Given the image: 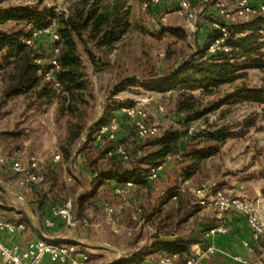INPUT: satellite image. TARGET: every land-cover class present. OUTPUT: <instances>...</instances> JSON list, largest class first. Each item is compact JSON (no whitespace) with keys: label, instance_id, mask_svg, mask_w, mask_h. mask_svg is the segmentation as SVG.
Returning <instances> with one entry per match:
<instances>
[{"label":"trees","instance_id":"obj_1","mask_svg":"<svg viewBox=\"0 0 264 264\" xmlns=\"http://www.w3.org/2000/svg\"><path fill=\"white\" fill-rule=\"evenodd\" d=\"M103 1L78 0L73 3L68 13L56 12L52 8L39 10L28 7L0 13V25L15 20L25 22L31 27L28 31L18 32L0 30V76L4 99L23 95L26 99L33 100L30 106L38 102L36 107L57 102L58 117L65 118L66 123L65 135L59 141L61 159L57 163L48 162L43 168L45 181L41 183L50 182V187L49 190L39 188L35 192L38 202L36 208L45 214L50 207L51 213V207L57 202L56 196L66 197L69 189H75V184H80L73 175L75 184L64 186V172L69 171L70 164L74 163L73 154L77 146L78 153L85 157L84 169L92 174V181L98 185L105 184L106 187L111 181L122 185L132 181L150 191L154 187L149 178L151 169L164 164L168 157L175 156L177 164H180V182L160 194L158 205L162 208L163 204H170L172 212L169 216L173 214L177 219L173 223L179 224L196 213L199 206L192 203L194 194L189 185L182 190L183 182L192 180L208 159L220 153L229 138L241 136L256 126L252 116H247L235 126L223 124L212 130H188L191 124L205 117L211 110L219 109L220 115L225 116L230 110L223 107L248 103L264 105V78L258 87H250L246 83L248 70L264 71V17L257 15L245 25H230L232 51L230 54L215 56L208 52V46L216 36V30L211 27V23L218 15L216 10L207 13L210 30L195 59L175 70L170 77L149 83V86L160 92L178 93L176 126L163 128L154 136L140 137L135 120L122 112L133 121L136 131L132 127L128 128L129 136L119 140L117 135L112 139L107 134L99 138V133L101 127L109 124L114 117L119 128L121 113L115 112L113 116L105 114L91 123L88 108L95 95L79 50L81 43L95 68H99L100 60L89 48V43L93 42L97 47L113 51L116 42L122 40L130 27L122 12L125 0H121V11L116 5L118 3L109 8ZM215 2L216 0H210L209 3L214 5ZM53 23L59 34L58 40H52L49 34H41L31 44L24 41L32 35L33 30L44 29ZM42 35L49 39L41 42ZM56 47L59 48V68L55 72V80L49 81L45 79L44 72ZM201 57H205V60L199 61ZM39 58L44 59V62H37ZM238 79H242L241 83L235 84ZM227 84L234 85L231 94L210 102L208 106L203 103L205 97L217 93ZM125 87L123 85L119 90ZM117 110L120 111V107ZM236 126H241L240 132H233ZM118 145L124 146L126 155L116 152ZM97 195L98 192L95 191L91 195L78 197L80 217H85L87 205L91 203L90 198ZM161 211L157 210L158 213ZM165 219L171 218L165 215ZM25 221L29 222V218L25 217ZM63 224L64 220L60 225ZM206 230L201 237L181 236L173 243L158 241L153 244V251H160L162 254L178 253L180 258L185 259L193 243H208L204 239Z\"/></svg>","mask_w":264,"mask_h":264},{"label":"rangeland","instance_id":"obj_2","mask_svg":"<svg viewBox=\"0 0 264 264\" xmlns=\"http://www.w3.org/2000/svg\"><path fill=\"white\" fill-rule=\"evenodd\" d=\"M76 1L78 0H0V13L22 7L39 10L52 8L56 12L68 13ZM251 1L255 7L264 3V0ZM103 2L109 8L118 3L116 5L121 11V0H104ZM145 2L146 0H125L122 12L130 27L123 35L122 40L116 42V48L113 51H106L105 47H97L93 42L89 43V48L100 60L99 68H95L84 49V45L80 43L79 50L95 95V99L90 102L88 108L91 123L96 122L105 114L113 116L120 107L121 119L119 118V124L121 123V129L132 127L136 131L132 125L133 121L122 114L124 112L122 107L130 103L134 104L135 100L139 101V98L146 97L149 99L148 103H140L139 107L146 111L145 121L149 126L156 124L158 131L161 132L163 128L176 126L177 124L175 122V111L178 93L176 91L160 92L149 86V83L170 77L175 70L195 59L198 49L203 45L210 30L207 13L213 12L216 7L213 3H204L206 7L203 6L200 13L197 23L198 29L192 32L187 15L179 12L175 0H162L159 4L150 7L145 6ZM227 4L231 8L234 6L233 3L230 4L228 1ZM256 16L252 17L251 20ZM30 28L27 23L15 20H9L0 25V30L8 32L28 31ZM46 39H49V37L42 35L40 41L45 42ZM203 60H205V57L199 58V61ZM247 72L246 83L250 87H258L262 84L264 71L250 69ZM241 81L242 79H238L235 84H239ZM1 84L0 76V154L7 157L9 161L21 160L26 165L30 163L32 157H36L44 168L56 152L54 146L56 143L54 141V145L52 142L51 147H46L43 144V136L38 135L35 140L32 138L34 136L33 132L27 131L28 128L35 129L38 126L47 124L42 121V118L34 119L35 114L28 113L27 109L32 106L35 109L48 108L52 104L36 107L39 103L35 102L30 106L33 100H28L23 95L5 100L1 92ZM123 85L126 86L125 89L119 90ZM233 90L234 85H223L220 91L205 97L203 103L208 106L210 102L231 94ZM223 108L230 110L225 116L220 115L219 109L211 110L205 117L196 121L194 124L198 130H212L223 124L235 126L247 116H252L256 126L245 131L241 136L229 138L222 146L220 153L211 157L202 165L200 171L193 178L192 187L203 182L218 185V180L222 176L232 174L241 178L253 179L256 185L261 183L264 188V105L248 103ZM49 117L48 115L47 118ZM63 120L64 118H59L57 121V131L55 133L58 138L60 136L64 137L66 132V123L64 124L65 121ZM6 130L14 131V137L11 136L12 133ZM240 130L241 126L233 128V132H240ZM117 133L118 129L116 135ZM37 134L35 133V135ZM31 138L33 140L29 141ZM177 162L176 158L173 161V169L170 170L169 183L171 186L177 184L180 180V164H177ZM74 184L75 181L69 179L66 175L64 186L70 187ZM158 184L160 186V182ZM36 186L46 191L49 190L50 182L35 184V186H22L19 183V175L14 173L8 164L0 163V203L5 204L1 207V213L6 215L12 209V207L7 206V204H11L8 200L15 198V196H18L21 200L27 194L30 195ZM80 187L75 184V189H69L68 194L65 195L66 197L56 196V199L74 200V195L81 192ZM7 191L11 193H7ZM143 196L140 205H142L145 213L143 214L146 218L145 224L149 226L146 229L137 224L126 225L133 223L129 222L128 213L130 208H127L128 211L123 210L122 212L121 200L115 196L113 197L109 191L101 193L97 201L103 202V200H106L114 206L116 214L112 216V219L114 218L120 226H123L122 230L107 223L106 219L109 217L107 211L101 206L97 207V205L89 207L88 213L84 215L89 220V224H80L78 229L85 233V240H95L115 248L123 247L125 249L130 248V251L135 250L134 241L137 237L149 242L155 234L153 222L150 218V210L152 211L154 203H160L158 192L148 193L144 191ZM27 200L29 203L31 202L29 198ZM17 201L19 202V200ZM18 204L20 205V203ZM164 208V215H168L172 221L176 222L177 219L173 217V214L169 216L172 212V206L168 204ZM121 214L124 216L123 218H121ZM196 221L197 217L195 216L193 219H187V221L173 226V229L178 237H186L191 234ZM65 229L66 225H63V230ZM129 229H131L132 235L128 233ZM105 250L103 251L107 257L102 258V260H108V257L115 256L113 251ZM99 259L101 260V258Z\"/></svg>","mask_w":264,"mask_h":264},{"label":"built area","instance_id":"obj_3","mask_svg":"<svg viewBox=\"0 0 264 264\" xmlns=\"http://www.w3.org/2000/svg\"><path fill=\"white\" fill-rule=\"evenodd\" d=\"M162 0H146L145 6L159 4ZM179 12L187 15L189 27L192 32L198 29V19L202 11V7L194 4V0H175ZM210 0H205V2ZM227 1L233 7H229ZM216 12L218 18L214 19L211 27L216 30V36L211 40L208 46V52L215 56L220 54H230L232 51L230 25H245L251 21L256 15L264 17V3L260 6L252 4L251 0H216ZM220 18L222 20H220ZM41 34H49L52 40H58L59 34L56 25L53 23L44 29L33 30L32 35L24 39L25 42L31 44L35 38ZM59 48H54L49 58L48 66L45 68L44 76L46 80H55V72L59 68L57 53ZM37 62H44L39 58ZM58 84V83H57ZM140 101V102H139ZM134 104H128L122 107V110L129 117L135 120L140 137L154 136L158 131L156 124L149 126L145 118L147 113L139 107L140 103H148V98H139ZM118 129L116 118H112L111 122L103 125L100 129L99 138L107 134L108 138H115ZM189 132L199 131L195 124H191ZM116 152L126 155L123 145L116 147ZM61 158L60 154L55 156L56 160ZM0 163L8 164L14 173L19 175V183L24 186H33L45 181V173L40 161L36 157H32L28 165L21 160H8L7 157L0 154ZM163 168V164L151 169L149 178L157 179L159 171ZM134 183L127 181L125 184L116 188L117 194L125 197L128 194V188ZM190 186V190L194 194V204L211 209L216 221L205 231V243L210 237L216 234H227L229 227L226 217L230 212H238L243 215L251 229V239L260 242L264 239V199L258 197H249L245 195H231L224 190L218 188L210 182H203L197 186H191L189 180L183 182L184 187ZM27 190V188H26ZM176 199V196L173 197ZM105 210L110 217L115 214V208L110 202H105ZM56 218H62L65 224L71 228H77L80 224L88 225L89 220L79 216L78 207L73 199H66L60 204L51 207V213L44 219V228L52 229L55 227ZM28 229V224L24 220H15L0 215V233L22 234ZM245 245L253 250L249 242ZM218 252V248L206 243H196L191 245L190 253L185 259L180 258L178 253H165L158 257L157 264H200L205 258ZM234 259L241 264H259L258 261H252L241 256H234ZM47 260L48 264H91V256L89 252L75 242H61L57 238L49 235L47 231H43L40 237L28 239L24 244L12 243L7 244L0 239V264H43ZM147 260L138 261L135 264H147Z\"/></svg>","mask_w":264,"mask_h":264},{"label":"crops","instance_id":"obj_4","mask_svg":"<svg viewBox=\"0 0 264 264\" xmlns=\"http://www.w3.org/2000/svg\"><path fill=\"white\" fill-rule=\"evenodd\" d=\"M194 2L197 3V6L203 8V6L206 7L204 3H209L210 1L205 2V0H194ZM27 110L28 113L35 114L34 119L37 118L38 120V117L39 119L42 118V121L47 124V125L38 126L35 129L30 127L27 129V131L33 132L34 136H32V138L34 140L36 136L38 137V135L40 137L43 136L44 137L43 144L46 147H51L52 142L54 145V141H55L56 144L54 146L56 148V152L54 156L49 160V162H54V163L59 162L61 158L59 160L55 159V156L57 154L61 155L59 148V141L61 139V136L58 138V136L55 133L57 131V121L59 120L57 113V102H54L48 108L43 107V108L35 109L34 107H29ZM117 112L121 113L118 110ZM48 115L50 116L49 118H47ZM63 121H65V118ZM9 132L12 133L13 135L11 136L14 137L15 132L14 131H9ZM35 133L38 134L35 135ZM128 136H129V130L123 128L121 129V123H120L117 133L118 139L121 140V138H125ZM32 138L29 141L33 140ZM175 159H176L175 156L168 157L166 162L163 164V168L159 171L158 179L155 180L150 179L152 181V184L154 183V187L151 188L150 191L144 187H140L138 185L133 184L128 188V194L125 197H122L116 192V188L122 185L121 183L111 181V184H109L106 187L105 184L98 185L92 181V174L88 170L84 169L85 157L83 156L82 153H78V146L75 148L73 154L74 163L70 164L69 171L64 172V177H66L67 175L69 179L75 181V179L72 177L74 175L75 178H77L78 181L80 182L79 186H81L80 187L81 192H78L74 195V201L77 207H78L79 196H83V195L88 196L95 191L98 192V195L95 198L93 197L90 198L91 203L87 205V208L85 210L86 214L88 213L87 211L88 208L94 205H97V207L101 206L105 210L104 204L105 202H109V201L103 200V202H100L97 201V198L98 196H100L101 193L109 191L113 197L115 196L121 200L122 212L123 210L128 211L127 208H130L128 213L130 218L129 222H133V223L126 225L132 226L134 224H137L138 226L145 227L146 229V227L149 226L145 224L146 218H144L143 216V214L145 213L142 209V205H140L144 197L143 196L144 191H147L148 193L158 192L159 194H161L171 186L169 183V179H170L169 177L171 173L170 170L173 169L174 166L173 161H175ZM260 180H262V178H260ZM192 181L193 179L190 180L191 186L193 185ZM218 181H219L218 185L214 183L212 184L231 195H245L249 197H258L264 199V188L262 187V184L258 183L256 185L253 179L241 178L237 175H232V174H225ZM158 182H160V186ZM38 187L36 186L35 188H33L34 190L32 191V193L29 192L31 194L30 195L27 194L26 195L27 197L25 196L26 198L24 197L20 200L18 196H15V198L8 200V202H11V204H7V206L12 207V209L6 215L1 213V207L5 206V204L0 203L1 216L11 219H18V220H24L25 217L29 218V222L26 221L28 224V229L24 233L22 234H8L4 232L0 233V239L6 242L7 244H12V243L24 244L28 239H33L41 236L42 233H39L38 228L41 229V232L46 231L43 222L45 217L49 216L50 214V207L47 208L48 212L45 214L41 213V211H39L38 208H36L38 206V202L36 197L37 195L35 192L38 191L39 189ZM8 191L7 193H11ZM27 198L31 200L30 203L28 202ZM17 200H19V202ZM63 201L65 200H57L55 204H60ZM18 203H20V205ZM165 206L166 204H163L162 208H159V205L154 203L152 211L150 210V215H152L150 216V218L153 222L155 234L151 237L149 242H145L142 238L137 237L134 241L135 250H131V251L130 248L129 249H125L123 247L115 248L106 243L105 244L103 243L104 244L103 245L102 243L95 240H90V241L85 240L86 238L85 233L83 231H80L78 227L71 228L66 224H63L66 225V229L63 230V225H60V223H62L63 221L62 218H57L59 224L56 223L54 229L51 231L47 230V232L49 233V235L57 238L61 242H75L78 243L83 248H85L91 256V262H90L91 264L94 263L95 264H135L136 262L143 260H147L149 262L147 264H157L156 262L158 260V257L161 256L162 253L160 251L157 252L153 251L152 248L153 244L158 241H161L163 243H173L176 241L178 237L177 233L173 229V226L177 224H174L171 219H165V215H164ZM159 209L162 210L161 213L157 212V210ZM154 210L156 211L155 213H153ZM203 215L206 216L203 217ZM120 216L121 218L124 217L122 214ZM195 216L197 217V221L193 227L191 234L186 237H201L204 230H206L216 221L214 212L211 209L202 206H198L197 212L194 213L192 216H190L188 220L193 219ZM209 216L210 218H208ZM106 221L107 223L111 224L114 228L118 227L119 230L120 228L121 230L123 228V226L122 225L120 226L114 220V218L112 219V217L110 218L108 217ZM226 221L229 227L228 233L216 234L210 237L208 240L209 244H213L218 248V252L205 258L200 264H241L239 261L234 259V256H241L243 258H247L252 261H258L259 264H264V239H262L260 242L253 241L251 239V229L245 217L240 213L233 211L227 214ZM128 233L132 235L131 229L128 230ZM245 242H249L253 250H250L245 245ZM196 243H200V242H195L193 244ZM105 247L106 250L113 251L115 256L111 258L108 257V260L107 259L102 260V258L107 257L103 251L105 250ZM99 258H101V260ZM43 264H48L47 260Z\"/></svg>","mask_w":264,"mask_h":264},{"label":"water","instance_id":"obj_5","mask_svg":"<svg viewBox=\"0 0 264 264\" xmlns=\"http://www.w3.org/2000/svg\"><path fill=\"white\" fill-rule=\"evenodd\" d=\"M170 76H171V75H170ZM90 126H91V125H90ZM38 231H39V233H42L40 228H38Z\"/></svg>","mask_w":264,"mask_h":264}]
</instances>
